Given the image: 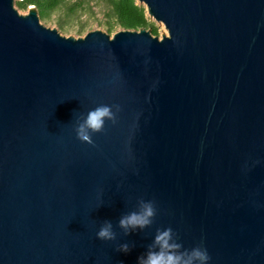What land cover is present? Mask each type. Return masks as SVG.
I'll list each match as a JSON object with an SVG mask.
<instances>
[{"label": "water", "instance_id": "obj_1", "mask_svg": "<svg viewBox=\"0 0 264 264\" xmlns=\"http://www.w3.org/2000/svg\"><path fill=\"white\" fill-rule=\"evenodd\" d=\"M138 2L168 34L66 37L0 0V264H138L167 227L210 264H264V0ZM99 105L116 122L82 143ZM139 199L150 228L97 239Z\"/></svg>", "mask_w": 264, "mask_h": 264}, {"label": "clouds", "instance_id": "obj_2", "mask_svg": "<svg viewBox=\"0 0 264 264\" xmlns=\"http://www.w3.org/2000/svg\"><path fill=\"white\" fill-rule=\"evenodd\" d=\"M118 110V106L99 105L86 114L79 113L74 128L77 139L82 143H93V136L103 132L108 121L116 122ZM98 198L102 201V190ZM102 205L103 202L100 206ZM157 213L158 209L153 200L139 199L135 208L120 216L117 225L111 220L103 221L96 237L105 242L115 241L116 227L122 230L124 235L143 232L153 225ZM132 247L134 245L124 242L116 250L127 254ZM210 260L211 256L206 247L197 245L185 248L175 230L167 227L156 229L146 252L138 257V264H210Z\"/></svg>", "mask_w": 264, "mask_h": 264}, {"label": "trees", "instance_id": "obj_3", "mask_svg": "<svg viewBox=\"0 0 264 264\" xmlns=\"http://www.w3.org/2000/svg\"><path fill=\"white\" fill-rule=\"evenodd\" d=\"M70 0H23L18 2V7L21 10H27L30 6H35L38 10L41 19L49 20L53 14L67 7ZM94 0H78L74 4L68 6L70 14L68 18L76 15L79 8L85 2ZM106 4L109 9L106 18L107 32L113 34L117 26L122 29L140 30L141 28H149L155 35H159L157 29L149 23L147 9L144 5L139 4L138 0H100ZM66 25V21L59 23V28L62 30ZM82 26L81 31H83Z\"/></svg>", "mask_w": 264, "mask_h": 264}, {"label": "rangeland", "instance_id": "obj_4", "mask_svg": "<svg viewBox=\"0 0 264 264\" xmlns=\"http://www.w3.org/2000/svg\"><path fill=\"white\" fill-rule=\"evenodd\" d=\"M18 2H20V0H15V8L19 11V13L22 15L29 14L30 9H19ZM75 2H78V0H70L67 7L54 13L51 19L42 20V24L50 28L58 29L63 36L74 38L84 37L88 32L94 30L107 32L106 18L109 9L104 2L100 0H94L89 3L85 2V4L79 8L76 15L72 16V18H68V15L70 14L68 6L74 4ZM148 20L149 23L157 29L160 37L164 34H168V31L163 23L157 22L149 15ZM61 21H66V25L62 30L59 28V23ZM82 26H84L83 31H81ZM121 30L123 29L117 26L111 35H114L116 32Z\"/></svg>", "mask_w": 264, "mask_h": 264}]
</instances>
